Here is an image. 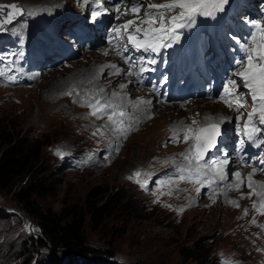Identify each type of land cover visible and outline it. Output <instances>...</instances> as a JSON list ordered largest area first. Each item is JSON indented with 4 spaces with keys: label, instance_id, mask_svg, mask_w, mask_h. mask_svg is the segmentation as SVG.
Wrapping results in <instances>:
<instances>
[{
    "label": "rangeland",
    "instance_id": "rangeland-1",
    "mask_svg": "<svg viewBox=\"0 0 264 264\" xmlns=\"http://www.w3.org/2000/svg\"><path fill=\"white\" fill-rule=\"evenodd\" d=\"M139 1L144 5L141 17L148 10L147 5L170 2ZM230 1L232 3L225 11L216 16L233 25H226V37L229 34L238 37L244 47L246 43L251 44L250 37L255 36V43L259 44L262 34L252 16L255 15L256 24L264 28V0ZM10 2L21 6L24 14L0 37V71L5 72L0 76V124L10 128L12 137H21L37 149L33 181L49 191V194L34 198L37 205L54 213L80 211L85 216V242L104 252L110 251L112 260L118 263L221 264L228 260L230 264H264V214H261L264 210L260 211L257 206L264 183L255 180L253 191H231L232 187L224 184L227 192H240L242 200H248L251 193V198L257 201L249 208L250 203L226 198L223 189L213 183L220 181L216 177L211 183L205 177L201 183L200 177L195 175V140L184 141L182 135L194 136L209 124L218 125L219 130L220 125L225 126L215 122L199 123V118L208 116L201 109L203 102L195 101L202 103L190 107L157 105L150 102L143 89H136L130 85V80L117 76L124 74L118 62L114 65V73L108 71L109 63L115 60L101 53L104 51L78 52L76 42L71 43L66 33L74 31L71 27L75 26L72 25L75 18L83 16L81 0H0V3ZM64 5L70 10L67 15L63 14ZM42 15L45 22L19 27L26 18L32 17L35 21ZM138 25L146 27L139 20L133 27ZM247 27L249 31L244 29ZM65 42L69 43L66 45ZM44 45L51 49L43 48ZM61 49L70 54L46 68L43 60L50 52ZM96 59L100 60V67L105 72L100 74L99 67L94 66ZM10 67L25 74L22 80L8 79L14 76ZM110 78L111 83L107 82ZM87 80L94 81L96 89L103 91L96 94L102 101L123 106L127 119L131 120L128 114L131 107L138 108L141 101H148L141 103L147 107L143 109V115L134 116L135 121L129 126L132 129L123 136L118 151L107 146L113 137L112 128L116 127L107 119L111 109L103 106L106 115L98 121L91 117L94 109L88 104L80 107L82 103L78 99ZM114 82L115 90L107 91L106 86ZM241 83L238 77L237 84ZM138 91L143 93L141 99L135 98L139 96ZM244 91L241 98L248 101L251 96L246 88ZM124 103L128 105V111L124 109ZM205 104H214L216 109L223 111L225 117L217 120L219 123L226 118L230 124H236L241 116L246 119L248 116V113L238 115L236 108H229V112L218 103ZM244 105L240 110L244 111ZM195 120L197 127L194 129L190 126ZM189 128L193 132L189 133ZM187 153L193 162L192 171L189 160L185 159ZM213 153L204 158L223 154L222 148ZM137 171L141 173L139 177L134 175ZM181 176L184 179H180ZM248 180L246 178V182ZM16 186L17 183L9 190L0 189V264H4L3 257L11 253L19 256L34 249L31 237L38 235L34 219L16 201ZM263 199L264 196L260 199L261 204ZM93 204H106L109 208L103 223L95 228L88 221L87 213ZM192 249L201 250L204 256L192 261L183 255V250ZM32 252L40 258L46 253L42 248L37 254L35 250Z\"/></svg>",
    "mask_w": 264,
    "mask_h": 264
},
{
    "label": "snow or ice",
    "instance_id": "snow-or-ice-1",
    "mask_svg": "<svg viewBox=\"0 0 264 264\" xmlns=\"http://www.w3.org/2000/svg\"><path fill=\"white\" fill-rule=\"evenodd\" d=\"M81 2L91 7V5H89V0H81ZM120 2L124 3L125 0H120ZM128 2H131V0H128ZM229 3L230 0H170V2L164 4H149L147 5L148 10L144 13V17L141 20V25H146V27L139 25L136 26L127 36V41L135 48L136 51L142 50L146 53L160 55L162 50L172 48L174 45L178 44L181 39L182 30L193 27L197 18L203 17L216 19L217 14L224 12L225 7ZM101 6L102 5L99 4V0H97V7ZM143 6L144 5L142 3H132L131 8L125 9L123 15H128L130 11L132 14L139 16ZM113 7L115 8V11H120L119 4H116ZM172 13L175 14L173 15ZM23 14V8L17 4H0V31H7V25L12 24L17 17L22 16ZM102 14L103 13L98 10L90 12L87 22L93 25L98 23L99 17ZM136 24V20H128L121 27L125 32H127L130 26ZM157 24L159 27H155ZM256 28L260 29L262 34L259 44L255 43V36H251L250 40L252 43H246L244 45L245 57L243 61H233L234 64L244 65L242 71H234L233 75L238 76L242 80L243 87L248 90L253 103V110L251 113H248V122L244 126L245 130L249 128V124L252 123L253 117L257 113L259 114V124L264 125V28H262L259 24L256 25ZM116 31L119 33L120 29H117ZM229 38L236 41L237 43H240L239 38L236 36L229 34ZM69 39L71 43L76 42V36L74 35L70 34ZM118 54H120L119 51ZM125 59L127 62V58ZM158 62V59L153 58L152 55L141 57V71H154V68H147L145 66H154ZM4 75L5 72L0 71V76ZM8 79L14 82L16 77L10 76ZM121 87L124 86L122 85ZM238 87L239 85L237 84L236 79H229L223 86L222 91L224 95H222L220 99L223 100L229 108H232L234 106L233 102H235L238 115H243V113L240 112V109L245 103H247V100L241 98L240 93L237 91ZM67 94L70 95L71 93L69 92ZM105 103H107L109 108L113 109L111 114L108 115V120L114 126H116L115 131H118L121 135H126L127 132L131 130V128L122 127L123 121L121 119H113V117L117 115L115 111L116 106H113L108 102ZM141 103H148V101H141ZM89 107L94 109L91 113L93 116H98V113L102 112L103 110V105L101 104L100 100H97L95 105H89ZM125 116V112H119V117L122 118ZM98 118L100 117L98 116ZM193 123L196 122L193 121ZM258 131L259 129L255 125L251 127V130L246 131L247 139L251 141L256 147L264 145V138H257ZM188 132H193V129L189 128ZM219 135L220 131L218 126L213 124L207 128L200 129L199 133L194 136H183L184 141H187L190 138L195 140V175L200 176L201 168L206 167V171L203 172V175L209 180L210 183L213 182V177H216L221 181L226 179L225 167L228 164L227 159L212 161L211 164L206 166H202L200 164V161L204 160L205 153L208 152L209 148L215 147V138ZM240 143L243 144V141H240ZM116 150L118 151L119 149L117 148ZM191 151L192 150L190 149L189 153H191ZM184 155L185 159L189 160V166L191 170L193 167L191 165V156L189 154ZM253 171L255 172L256 169H253ZM261 171L264 172V169H261ZM134 175L139 177L141 173L137 171L134 173ZM235 175L237 178H239L241 173L236 172ZM129 178L131 179L132 177ZM180 179H184V177L181 176ZM249 180H251V176H249ZM200 182L203 183V180ZM247 187L251 189L252 186L251 184H248ZM197 191H199V189ZM259 195L264 196V191H261ZM253 207L256 208L255 203L253 204ZM261 207H264V203L261 204ZM245 214H247V209H245ZM221 264H230V261L225 260L222 261Z\"/></svg>",
    "mask_w": 264,
    "mask_h": 264
},
{
    "label": "trees",
    "instance_id": "trees-1",
    "mask_svg": "<svg viewBox=\"0 0 264 264\" xmlns=\"http://www.w3.org/2000/svg\"><path fill=\"white\" fill-rule=\"evenodd\" d=\"M9 130L5 124H0V189L9 190L17 183L14 190L16 201L34 219L38 235L31 237L34 249H28L19 256L11 253L3 257L4 264H122L112 260L110 251L104 252L85 242V216L80 211L62 210L54 213L37 205L35 197L49 194L43 185L33 181L37 149L21 137H12ZM20 181L23 183L20 184ZM108 211L106 204H93L87 210L88 221L94 228L98 227ZM40 248L46 252L42 258L32 252L35 250L37 254ZM200 252L198 249L182 251L192 261H198L204 256Z\"/></svg>",
    "mask_w": 264,
    "mask_h": 264
},
{
    "label": "bare ground",
    "instance_id": "bare-ground-1",
    "mask_svg": "<svg viewBox=\"0 0 264 264\" xmlns=\"http://www.w3.org/2000/svg\"><path fill=\"white\" fill-rule=\"evenodd\" d=\"M31 18L32 17H30V18H26L24 21H23V23H21V25H19V27L20 28H22V27H29V26H31V25H35V23H42V22H45L44 21V16L42 15V16H39V17H37L36 19H35V21L34 20H31ZM111 63V62H110ZM110 63H109V65L108 66H110ZM118 65H120L119 63H118ZM94 66H97V67H99V71H100V74L102 73V72H105V69L104 68H101L100 67V60L99 59H96L95 61H94ZM97 67H95V69H97ZM120 69L122 70V72H123V67L120 65ZM10 71H13V73H14V76L16 77V79L15 80H17V79H19V78H21V80H22V77H24L25 76V74L24 73H21V70H17L16 68H14V67H10ZM91 71H93V70H90V72ZM11 73V72H10ZM120 73V72H119ZM80 76H82V75H80ZM26 78V77H25ZM25 78H23V79H25ZM85 78H88L87 76H85ZM111 80H107V82H109V83H111V82H113V80H112V78H110ZM116 82H117V79H116ZM116 82H114V83H112V84H110L109 86H106L107 88H109V90H107V91H114L115 90V83ZM82 84V83H81ZM85 85V84H84ZM83 85V86H84ZM85 89L83 90V92H81V94H80V98L78 99L79 100V102L80 103H82V105L80 106V107H83V105L85 106V105H95L96 104V101L97 100H100L101 101V104L104 106V107H108L107 106V103H105L106 101H102L96 94H101V93H103V91H99V90H97L96 89V83L94 82V81H92V80H87L86 81V85H85V87H84ZM121 93H123V91L121 90L120 91ZM139 92V96L138 97H135V98H137V99H141L142 97L141 96H143V93L141 92V91H138ZM109 97V96H108ZM112 101H116L114 98H112V97H109ZM104 100V99H103ZM121 102V101H120ZM203 102V104H202V107H201V109H203V112L205 111V115H208L206 118H199L198 119V121H199V123L200 124H202V123H206V122H215V123H218V124H224V125H226V121L228 120V119H226L225 118V121H223V123H219V121H217V120H219L221 117H225V115H224V113H223V111H220V110H218V109H216V107H215V105L213 104V105H206L205 103L206 102H204V101H202ZM202 102H196L195 103V101H192V102H188L187 104H185V105H183L182 107H184V106H186V107H190L191 105H194V103L195 104H199V103H202ZM109 103V102H108ZM197 104V105H198ZM161 106H176V107H179V105H161ZM98 107H99V105H98ZM121 107H123V106H120V107H116L115 108V111H116V113H117V115L115 116L116 117V119H121L122 121H123V124H122V126L123 127H125V128H127V127H129V126H132V122L133 121H135V115H143V114H141V113H143L144 112V110L143 109H146V107H145V105H141V103L138 105V108H134V107H131L130 108V110H129V107H128V105L126 104V103H124V109H126V111H128L129 110V118H131V120L130 119H127V118H125V117H119V112H121L122 110H123V108H121ZM197 107V106H196ZM109 108V107H108ZM121 108V109H120ZM105 109V108H104ZM107 109V108H106ZM105 109V110H106ZM111 109V112H112V108H110ZM108 110V109H107ZM119 110H121V111H119ZM224 111H226L225 109H223ZM103 112H106V111H103L102 110V112H100V113H98V116L99 117H101V116H104V115H106L105 113H103ZM98 116H93L92 114H91V117L93 118V119H95V120H98L99 121V118H98ZM108 119V118H107ZM171 120H169V122H170ZM195 122L196 123H192V125L190 126V127H194V129L197 127V120H195ZM135 126V125H134ZM178 125H176V126H172V127H177ZM183 126V125H182ZM186 126V125H185ZM136 127V126H135ZM181 127V126H180ZM192 127V128H193ZM199 127V126H198ZM188 128V127H187ZM132 129V128H131ZM112 132H113V134H112V138L111 139H109V143L107 144V146H108V148L110 147H114V150L118 147V145H119V143H120V141L122 140V138H123V136L124 135H121L120 133H118L117 131H115V129H113L112 128ZM179 130V129H178ZM188 130V129H187ZM187 130L185 129V131L187 132ZM134 131V130H133ZM132 132V131H131ZM130 132V133H131ZM176 133H177V131H175ZM186 132H184V133H186ZM173 133V132H172ZM187 134V133H186ZM192 135V134H191ZM182 136H184V135H182ZM193 140V139H192ZM172 141V140H171ZM176 142V141H175ZM174 142V143H175ZM179 142V141H178ZM192 142V141H191ZM177 143V142H176ZM191 144V143H190ZM189 144V145H190ZM190 146H192V145H190ZM107 149V148H106ZM108 150V149H107ZM113 150V151H114ZM189 150V149H188ZM186 152H188L187 150H186ZM192 152V151H191ZM108 153V152H107ZM183 153H184V151H183ZM188 154V153H187ZM190 155V154H189ZM183 156V155H182ZM194 156H195V154H194ZM220 160H222V158L220 157V155H218V156H215V158H214V160L213 161H220ZM185 162H187V161H185ZM188 163H189V161H188ZM212 163V161L210 160V159H204L203 161H200V164L202 165V166H206V165H209V164H211ZM186 164V163H185ZM191 165L193 166V162L191 163ZM195 165V164H194ZM181 166V165H180ZM185 166V165H184ZM186 167V166H185ZM188 168V167H187ZM192 171V170H191ZM204 171H206V167H202V172H201V175L199 176L200 177V180L201 179H203V178H205V176L203 175V172ZM240 173H242L241 172V170L239 171ZM225 174H226V179H224L223 181H216V182H213V183H215L216 184V186H217V188H221V189H223L222 191H223V194H224V196L225 195H227V197L226 198H228L229 197V199H231V198H234V199H236V201L238 202V203H250L249 204V208H251V206H252V203L254 202V201H257V199H254V198H251V195L247 198L248 200H242V194L240 195L238 192H233V193H230L231 191H240V190H244V189H247V190H251L252 189V191H253V187H254V183H255V178L254 177H252V181L250 182V183H246V181H245V179H243L242 180V188L241 189H238L237 190V188H235V186H236V183H234V184H232V181H231V178H230V175H229V170H228V165H226V167H225ZM213 178H215V177H213ZM207 179V178H206ZM218 179V178H217ZM216 180V179H215ZM214 180V181H215ZM240 180V179H239ZM235 182H239V181H235ZM210 184V183H209ZM224 184H226L227 185V187H229V186H231L232 187V189H231V191L230 192H227V188L225 187V185ZM248 184H251V189H249L248 187H247V185ZM256 184V183H255ZM256 187H257V185H256ZM255 187V188H256ZM258 189V188H257ZM216 190H218V189H216ZM254 190H256V189H254ZM246 191V190H245ZM245 191H244V193H245ZM258 191V190H257ZM180 192V191H179ZM178 192V193H179ZM220 192V191H219ZM255 192V191H254ZM247 193H248V191H247ZM219 194H222V193H219ZM222 194V195H223ZM214 195V194H213ZM216 195V194H215ZM232 195V196H231ZM247 195V194H246ZM246 195H243V196H246ZM249 195V194H248ZM260 196V197H259ZM257 198H258V203H257V206H258V208L260 209V211L263 209L264 210V207H261V203H260V199H261V197L263 198V196H261V195H259ZM223 197V196H222ZM224 198V197H223ZM223 198H221L222 200H223ZM250 201V202H249ZM263 202H264V199H263Z\"/></svg>",
    "mask_w": 264,
    "mask_h": 264
},
{
    "label": "water",
    "instance_id": "water-1",
    "mask_svg": "<svg viewBox=\"0 0 264 264\" xmlns=\"http://www.w3.org/2000/svg\"><path fill=\"white\" fill-rule=\"evenodd\" d=\"M0 4H5V5H8V4H14L13 2H10V3H0ZM6 11H7V9H6ZM18 18V17H17ZM14 22V21H13ZM10 25V24H9ZM9 25H7V27L9 26ZM6 33V31H0V35H3V34H5ZM215 146H216V142H215ZM213 148H215V147H210L209 148V150H211V149H213ZM208 150V151H209Z\"/></svg>",
    "mask_w": 264,
    "mask_h": 264
}]
</instances>
